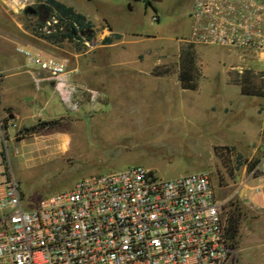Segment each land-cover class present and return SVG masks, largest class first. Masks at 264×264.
<instances>
[{"label": "rangeland", "instance_id": "1", "mask_svg": "<svg viewBox=\"0 0 264 264\" xmlns=\"http://www.w3.org/2000/svg\"><path fill=\"white\" fill-rule=\"evenodd\" d=\"M95 1L77 0L89 8ZM120 2L127 46L132 52L147 55L150 64L157 58L158 65L152 70L159 76L139 75L144 85L122 81L114 104L105 106L102 117L94 123L83 114H97L99 109L84 112L80 105L68 112L72 118H82V131L68 130L65 117L53 119V124L43 123L52 121L49 119L11 127L0 154V179L14 178L23 205L32 208L41 198L68 190L91 174L133 165L151 168L165 178L204 170L217 198L224 199L225 219L229 207L239 205V182L246 177L257 180L264 174L251 172L264 154V59L246 50L187 41L193 0ZM38 3L45 4L44 0H0V88H5L15 103L20 102L23 89L16 85L21 79L27 81L22 70L28 62L17 48L69 58V52L82 51L94 41L86 40L82 31L77 32L81 38L58 43L43 38V33L51 30L66 31V26L53 11H47L40 24L37 15L25 10ZM105 11L118 10L105 6ZM153 15L158 18L153 19ZM95 39L99 42V35ZM184 58L192 65L196 88L180 85L178 72ZM240 85L256 94L241 93ZM183 97L191 106L182 104ZM0 113L7 116L8 111L0 107ZM67 130L69 143L62 139ZM82 133L84 140L79 143Z\"/></svg>", "mask_w": 264, "mask_h": 264}, {"label": "built area", "instance_id": "2", "mask_svg": "<svg viewBox=\"0 0 264 264\" xmlns=\"http://www.w3.org/2000/svg\"><path fill=\"white\" fill-rule=\"evenodd\" d=\"M190 15V43L264 59V0H193ZM17 50L47 74L69 108L102 96L70 81L64 60ZM15 125L0 113V154ZM255 170L264 172V154ZM209 177L199 170L165 178L133 165L85 176L32 208L14 178L0 179V264H231L224 199Z\"/></svg>", "mask_w": 264, "mask_h": 264}, {"label": "crops", "instance_id": "3", "mask_svg": "<svg viewBox=\"0 0 264 264\" xmlns=\"http://www.w3.org/2000/svg\"><path fill=\"white\" fill-rule=\"evenodd\" d=\"M59 1L84 14L92 22L94 37L99 35V42L92 44L93 41H91L84 50L69 52V58L53 55L45 50L39 51L44 56L53 55L64 60L70 81L103 93L102 101L91 102L86 99L81 101L82 104L80 103L84 112L93 108L99 109L100 112L93 115L85 116L82 113L88 122L94 123L102 117L105 106L114 104L116 90L121 86L122 81H141L139 75L142 74L156 79L159 75H154L152 69L157 67L158 60L154 58V63L150 64L147 55L134 50L132 52V49L127 46L129 41L125 37L124 22L119 17L121 14L120 0H94L93 8L84 7L77 0ZM87 1L93 2V0ZM149 4L155 9L152 1H149ZM105 6H115L118 11L106 12ZM116 34L120 37L113 39L110 43H102L104 38ZM70 59L73 60L72 65H70ZM27 61L24 64L25 69L22 70V73L27 75V81L21 79L16 85V87L23 88L19 94L20 102L12 101L9 92L1 87L0 107L2 110L8 111L7 116L18 127L28 126L39 120L65 117L64 122L68 123V130L73 128L82 131V118L79 117L77 120L76 117L72 118L68 114L77 109L69 108L61 100L55 90L54 82L47 74L29 60ZM142 83L144 85V81ZM26 96L29 98L25 101ZM181 102L187 106L192 104L189 100L184 101V97ZM68 130L63 134L62 139L69 143L71 136ZM80 135L83 137V133ZM83 140L84 137L83 139L79 137L78 142L83 143ZM236 194L239 198V220L237 236L233 244L236 256L234 264H264V174L257 180L247 177L242 179L236 188Z\"/></svg>", "mask_w": 264, "mask_h": 264}, {"label": "trees", "instance_id": "4", "mask_svg": "<svg viewBox=\"0 0 264 264\" xmlns=\"http://www.w3.org/2000/svg\"><path fill=\"white\" fill-rule=\"evenodd\" d=\"M44 5L48 11H53L57 14L58 18L65 23L66 31H50L49 33H43L42 37L52 43H58L63 39H73L81 38L77 32L85 33L86 40H90L92 35H89L90 31L93 30V24L88 20L84 14L75 11L71 6L65 5L59 0H44ZM44 21L40 20L39 23L42 24ZM120 35H112L106 37L102 40V43H110L115 38H119ZM178 78L180 85L183 88H196L194 72L192 70V65L189 61V58H184L180 61V68L178 72ZM241 93H246L249 95L256 94V91L244 89L243 85H240ZM262 95V93L260 94ZM55 121H45L43 123L53 124ZM31 129V128H29ZM239 220V208L235 205H231L225 215V229L227 238L231 246H233L234 241L237 236V222Z\"/></svg>", "mask_w": 264, "mask_h": 264}, {"label": "flooded vegetation", "instance_id": "5", "mask_svg": "<svg viewBox=\"0 0 264 264\" xmlns=\"http://www.w3.org/2000/svg\"><path fill=\"white\" fill-rule=\"evenodd\" d=\"M34 8V12H32V14L37 15L40 20H44L47 16V9L45 7V5L43 3H38L35 6H32Z\"/></svg>", "mask_w": 264, "mask_h": 264}, {"label": "water", "instance_id": "6", "mask_svg": "<svg viewBox=\"0 0 264 264\" xmlns=\"http://www.w3.org/2000/svg\"><path fill=\"white\" fill-rule=\"evenodd\" d=\"M25 10H26L27 12H29V13H32V12L35 11L34 8H33L31 5H28V6L25 8ZM94 34H95V31H94V30H91L89 35H92V40H94L92 44H94V43L97 42L96 39H95V37H94Z\"/></svg>", "mask_w": 264, "mask_h": 264}]
</instances>
